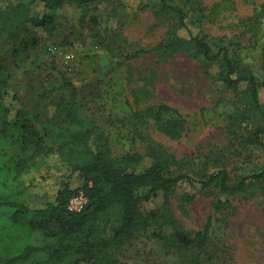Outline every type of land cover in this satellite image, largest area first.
Wrapping results in <instances>:
<instances>
[{
    "label": "rangeland",
    "instance_id": "obj_1",
    "mask_svg": "<svg viewBox=\"0 0 264 264\" xmlns=\"http://www.w3.org/2000/svg\"><path fill=\"white\" fill-rule=\"evenodd\" d=\"M158 3L66 4L64 24L40 30L37 45L30 44L18 55L19 42L0 35V92L5 80L12 84L6 104L12 109L19 106L15 94L34 114L45 107V92L55 102H70L86 127L96 136L104 134L113 156L134 152L143 156L138 171L151 165L148 151L156 149L181 162L183 171L196 172L208 160L207 169L226 168L232 182L263 172L264 149L241 144L230 134L234 129L229 127V115L240 93L228 89L218 79L217 69L205 67L190 48L166 50L184 34L174 16L158 15ZM177 4L192 19L195 33L215 51L228 47L233 58L264 79V0H177ZM137 52L142 53L133 57ZM65 78L72 86H66ZM261 101L264 104V92ZM173 115L186 122L185 132L176 138L163 129ZM263 123L257 117L244 125L254 131ZM13 134L0 142V195L13 197L28 188L31 207H44L46 195L55 193L69 173L54 157L38 169L19 173L18 166L33 151L23 146L20 132ZM70 181L74 184L73 178ZM187 191L179 186L168 195L171 222L155 221L133 237L98 248L113 256L114 264H179L176 249L165 246L162 236L177 233L184 246H190L183 250L191 253L196 233L210 220L208 248L200 254L203 264H264V181L248 184L218 209L216 187L194 190L191 202L184 198ZM162 201L161 196L144 206L157 208ZM10 215L0 210V240L7 237L13 243L26 238V224L33 227V243L44 244L35 218L27 216L12 226ZM93 224L99 240L110 238L109 217ZM73 259L69 251L44 257L41 264H70Z\"/></svg>",
    "mask_w": 264,
    "mask_h": 264
},
{
    "label": "trees",
    "instance_id": "obj_2",
    "mask_svg": "<svg viewBox=\"0 0 264 264\" xmlns=\"http://www.w3.org/2000/svg\"><path fill=\"white\" fill-rule=\"evenodd\" d=\"M98 1L103 0H0V35L19 42L22 48L18 45L15 48L18 55L30 44L37 45L40 30L64 24L66 4L83 5ZM157 8L158 15L174 16L177 29L184 34L169 43L166 50L190 48L205 67L217 69L218 79L228 89L240 93L233 103L234 111L229 115V127L234 129L229 130L230 134L241 144L258 145L264 149V123L254 131L249 125H244L245 122H256L257 117L264 122V104L261 101L264 79L260 80L250 67L242 66L240 60L232 57L228 47L215 51L195 33L192 19L177 0H159ZM261 12L264 14V5ZM142 52L135 53L133 57ZM64 83L72 86L66 78ZM10 91L12 84L5 80L0 92V142L12 137L14 132H20L23 146L33 151L18 166L19 173L38 169L47 158L54 157L69 176L55 193L46 195L44 207H31L28 188L13 197L0 195V210L10 212L12 226L20 224L27 216L35 218L44 237V244L36 245L32 241L33 227L23 224L26 238L13 243L7 237L0 240V264H41L44 257H60L69 251L74 256L70 264L90 261H94L93 264H114L113 256L104 254L98 247L120 243L139 231L147 230L155 221L171 222L173 217L168 195L177 187L188 189L184 197L187 202L194 199V190L216 187L215 207L218 209L229 204L230 198L248 184L264 181L263 171L232 182L226 168L215 165L207 169L208 160L202 161L196 172L183 171L181 162L156 149L148 151L151 165L138 171L143 156L137 152L113 156L104 134L96 136L86 127L70 102L62 99L55 102L51 94L45 92V107L30 114L15 94L13 99L19 106L12 109L6 104L5 97ZM163 129L172 138L180 137L185 132L186 122L173 115ZM72 178L74 184L70 181ZM81 194L86 197V204L81 211L71 212L68 209L70 200ZM161 196L163 201L157 208L144 206ZM106 217L111 221V236L101 241L99 230L93 223ZM210 225L209 220L203 230L196 233L191 253L183 250L187 251L190 246H184L177 233L162 236L163 243L176 249L179 264H203L200 254L208 248ZM77 239L81 242L78 243Z\"/></svg>",
    "mask_w": 264,
    "mask_h": 264
},
{
    "label": "built area",
    "instance_id": "obj_3",
    "mask_svg": "<svg viewBox=\"0 0 264 264\" xmlns=\"http://www.w3.org/2000/svg\"><path fill=\"white\" fill-rule=\"evenodd\" d=\"M86 202H87L86 197L83 194H81V195L70 200L68 209L71 212H79L83 209V207H84L83 205H85ZM76 204L81 205V206L76 207L75 206Z\"/></svg>",
    "mask_w": 264,
    "mask_h": 264
}]
</instances>
